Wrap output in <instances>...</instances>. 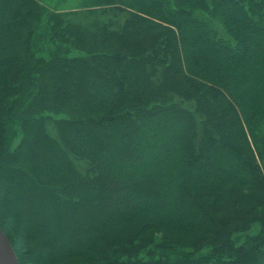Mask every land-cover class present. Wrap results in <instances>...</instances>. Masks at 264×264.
Here are the masks:
<instances>
[{
  "label": "trees",
  "instance_id": "trees-1",
  "mask_svg": "<svg viewBox=\"0 0 264 264\" xmlns=\"http://www.w3.org/2000/svg\"><path fill=\"white\" fill-rule=\"evenodd\" d=\"M0 229L19 264H264V0H0Z\"/></svg>",
  "mask_w": 264,
  "mask_h": 264
},
{
  "label": "water",
  "instance_id": "water-1",
  "mask_svg": "<svg viewBox=\"0 0 264 264\" xmlns=\"http://www.w3.org/2000/svg\"><path fill=\"white\" fill-rule=\"evenodd\" d=\"M0 264H19L17 257L7 240L6 236L0 229Z\"/></svg>",
  "mask_w": 264,
  "mask_h": 264
},
{
  "label": "rangeland",
  "instance_id": "rangeland-1",
  "mask_svg": "<svg viewBox=\"0 0 264 264\" xmlns=\"http://www.w3.org/2000/svg\"><path fill=\"white\" fill-rule=\"evenodd\" d=\"M47 1L49 0H41V2H43L44 4H48L51 8H57V9H60V8L73 9L78 4V0H67L65 1V3L61 0H52L51 4L47 3ZM146 235L148 236L149 233Z\"/></svg>",
  "mask_w": 264,
  "mask_h": 264
}]
</instances>
